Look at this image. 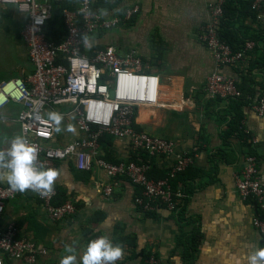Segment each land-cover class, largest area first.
Instances as JSON below:
<instances>
[{
    "label": "crops",
    "instance_id": "0c3cea01",
    "mask_svg": "<svg viewBox=\"0 0 264 264\" xmlns=\"http://www.w3.org/2000/svg\"><path fill=\"white\" fill-rule=\"evenodd\" d=\"M105 1L107 4L116 1L115 8L105 12L108 16L124 15L135 6L139 10L127 23L103 33L100 39L98 35L87 39L85 47L90 52L100 42L116 47L121 54L134 49L149 63L150 71L161 76L159 104L140 105L136 119L138 128L175 141L173 155L153 157L156 167L169 170L177 155L193 156V164L184 175L186 181L182 180L177 188L184 193L187 190L186 204L177 213L163 207L144 212L134 203L140 189L127 177H121L114 193L106 196L103 188L113 179L98 166L79 168L74 156L55 163L58 175L54 187L63 198L75 202L76 211L62 220L52 221L36 193L25 190L7 204L4 226L15 223L19 236L32 239L47 250L36 264H59L66 246L76 255L74 264H80L84 245L93 235L101 234L121 245L123 254L116 264H147L151 256L161 264H185L183 241H188L194 230H198L201 238L193 264H246L245 253L264 248V237L254 224L257 216L264 219V207L239 196L234 176L245 166L246 157L254 155L264 179V115L255 109L257 101L264 96V68L253 67L249 79L255 92L248 98V106L243 107L246 138L237 134L224 138L231 119L229 104L221 98L207 96V80L217 69V62L200 40L202 28L213 19L211 5L218 0ZM78 5L79 0L63 3L69 9ZM59 14L60 9L56 8L54 22L59 21ZM24 20L25 16L17 14L14 6L1 7V31L13 33L21 43ZM240 28L247 35L264 32V14L258 20L247 18ZM161 43L164 54L158 50ZM23 46L27 51L24 43ZM256 57L254 52L249 60L237 67H224L222 72L240 80L242 70L250 68ZM27 66L29 72L22 77L35 69L30 57ZM10 79L16 77L7 78ZM14 105L1 113L14 120L0 121V152L6 151L12 137L22 135L17 114L13 115ZM68 125L72 131L67 130ZM59 127L56 131L59 144L82 134L71 118H62ZM101 154L124 160L138 153L127 140L111 137L109 143L103 144ZM6 174L7 169L0 167L1 184L8 185ZM180 213L182 223L178 219ZM5 264L26 263L6 259Z\"/></svg>",
    "mask_w": 264,
    "mask_h": 264
},
{
    "label": "built area",
    "instance_id": "2783aa9c",
    "mask_svg": "<svg viewBox=\"0 0 264 264\" xmlns=\"http://www.w3.org/2000/svg\"><path fill=\"white\" fill-rule=\"evenodd\" d=\"M64 1L0 0V9L11 5L17 14L25 16L20 38L35 68L34 73L25 77L0 83V121L14 120L1 113L13 103L20 104L16 120L21 124L22 135L37 149L36 164L54 168L57 161L75 156L79 168L98 166L113 179L103 188L106 196L114 193L121 177H127L140 189L134 203L142 211L152 212L163 207L177 213L186 204L188 194L175 190L171 180L193 164L192 155H177L168 176L154 179L149 176L151 165L148 161L124 159L114 162L101 154L100 140L104 133L127 140L138 155L147 152L151 157L161 158L170 157L176 151L173 139L139 129L136 119L140 105L159 104L161 76L151 72L149 63L134 49L121 54L116 47L106 45L89 54L85 47L90 37L127 23L138 12V6L128 9L124 15L108 16L94 7V0H79L75 9L63 7ZM225 1L218 0L211 5L213 19L202 28L200 40L217 62V69L207 80V96L228 103L243 94L236 79L224 74L222 69L237 67L249 60L257 42L247 41L243 48L235 51L221 39ZM56 8L60 9L58 22H54ZM253 9L264 14V0H254ZM58 27L64 31L61 41L49 40L51 31ZM255 109L264 115V96L257 101ZM49 111L73 119L82 134L68 143L59 144L56 125L47 116ZM234 179L243 200H255L264 207V179L259 174L254 155L246 157L245 166ZM26 190L36 193L52 221L62 220L76 211V204L71 199L55 203L58 192L54 186L52 193L45 195ZM20 193L0 183V264H5L6 259L36 264L47 252L36 241L19 236L15 223L3 224L7 204ZM254 224L264 237V219L257 216ZM96 236L99 235L90 239ZM147 264L161 263L151 256Z\"/></svg>",
    "mask_w": 264,
    "mask_h": 264
},
{
    "label": "trees",
    "instance_id": "16d2710c",
    "mask_svg": "<svg viewBox=\"0 0 264 264\" xmlns=\"http://www.w3.org/2000/svg\"><path fill=\"white\" fill-rule=\"evenodd\" d=\"M253 3L254 0H226L224 4L225 15L222 19L220 26L221 39L224 42L231 45L235 51L243 48L247 41L252 40L257 42V46L254 51L257 54L256 61H254L255 63L252 64V66H250V68H248L247 70L243 69L242 72L240 73L241 79L236 80L238 89L241 90L243 96L239 99H232L228 102L231 119L228 122V127L224 133V138L230 137L231 135L234 134H237L238 137L242 139L246 138V135L243 132V125H242V121L244 118L243 107L248 106V98H252L255 92L253 90L254 83L252 80L249 79L251 77L252 74L251 72L253 70V67L255 68L261 65V67L264 68V32L256 33L253 35H247L240 28V26L244 24L247 18H252L253 20H258L261 18L262 14L259 11L253 9ZM93 5L94 7L99 8L104 12L112 11L113 8H115L116 6V1H113L112 4L111 3L107 4V1L105 0L104 1L95 0ZM102 34L103 33H99L98 36H101ZM63 35H64V31L62 28L60 27L55 28L53 31H51L49 40L60 42L61 39L63 38ZM100 47H104V46L98 45L94 49ZM93 50H91L89 54H92ZM34 71L35 69L32 71V73H34ZM13 104H15L12 108L13 115L16 114L18 115V111L20 110L21 105L17 103H13ZM111 137L112 135H110L109 133L103 134L100 140L102 149H103V144L109 143ZM102 156L109 161L117 162L119 160H122V159H114V158L112 159L110 157L108 158L106 155H102ZM129 159L150 162L151 169L149 171V176L151 178L160 179L168 176L169 170H163L156 167V165L154 164V158L151 157L150 154L147 152H142L140 155L134 154ZM186 171L178 174L176 178H173L171 180V184L175 190L178 188V184L182 180L183 182L186 181V179L184 178ZM184 191L185 193H187V190L184 189ZM138 194H140V192ZM64 200L66 199L63 198V194L58 189V193L55 198V203H61ZM257 205L259 204L257 203ZM178 219H179V223L180 222L182 223L183 220L182 213L179 214ZM182 232H184V229H182ZM200 238H201V234L198 232V230H194L191 233V237L189 238V240L185 242L183 241V244L186 245V251L184 254L185 264H193L195 258V252L197 251Z\"/></svg>",
    "mask_w": 264,
    "mask_h": 264
},
{
    "label": "clouds",
    "instance_id": "9594fccd",
    "mask_svg": "<svg viewBox=\"0 0 264 264\" xmlns=\"http://www.w3.org/2000/svg\"><path fill=\"white\" fill-rule=\"evenodd\" d=\"M47 116L56 125L55 130L59 131L62 115L49 111ZM67 130L72 131V126L68 125ZM36 153L35 145L23 135L12 137L6 151L0 152V167L7 169L4 179L13 191L31 189L41 195L52 193L58 171L43 163L36 164ZM65 252L59 264H74L76 255L73 249L66 246ZM122 254L120 244L114 243L106 234H101L84 245L80 260L81 264H116ZM243 259L246 264H264V248H253L244 254Z\"/></svg>",
    "mask_w": 264,
    "mask_h": 264
},
{
    "label": "rangeland",
    "instance_id": "374dc122",
    "mask_svg": "<svg viewBox=\"0 0 264 264\" xmlns=\"http://www.w3.org/2000/svg\"><path fill=\"white\" fill-rule=\"evenodd\" d=\"M108 12V11H106ZM13 34V33H12ZM1 31L0 28V83L8 77H22L29 72V56L21 41L15 40V36ZM101 36L98 37L100 39ZM99 45L104 43H97ZM162 43L159 45L158 50L161 49L163 53ZM74 121V120H73Z\"/></svg>",
    "mask_w": 264,
    "mask_h": 264
},
{
    "label": "water",
    "instance_id": "95a60500",
    "mask_svg": "<svg viewBox=\"0 0 264 264\" xmlns=\"http://www.w3.org/2000/svg\"><path fill=\"white\" fill-rule=\"evenodd\" d=\"M111 95H113V90H111Z\"/></svg>",
    "mask_w": 264,
    "mask_h": 264
}]
</instances>
